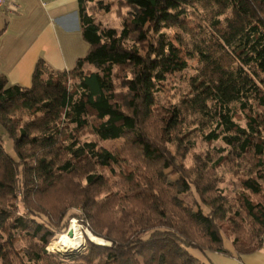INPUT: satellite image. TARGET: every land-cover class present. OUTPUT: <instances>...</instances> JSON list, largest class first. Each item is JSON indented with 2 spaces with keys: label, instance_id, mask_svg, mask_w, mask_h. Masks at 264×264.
Wrapping results in <instances>:
<instances>
[{
  "label": "trees",
  "instance_id": "1",
  "mask_svg": "<svg viewBox=\"0 0 264 264\" xmlns=\"http://www.w3.org/2000/svg\"><path fill=\"white\" fill-rule=\"evenodd\" d=\"M88 3L79 0V16L90 49L74 69L40 59L29 86L10 83L0 70V230L34 242L24 264H207L191 249L229 254L225 221L236 225L238 253L261 248L264 0H124L120 30L102 27ZM96 6L112 8L102 0ZM172 26L175 33L165 31ZM193 57L200 67L189 91L160 104L168 77ZM125 68L127 104L116 83ZM84 131L96 139L83 140ZM197 131L221 143L217 157L188 168L180 147L188 139L192 149L189 135ZM106 141L122 146L112 150ZM226 166L241 184L233 202L218 186ZM74 216L111 244L89 240L79 254L48 252ZM5 253L2 264H13Z\"/></svg>",
  "mask_w": 264,
  "mask_h": 264
},
{
  "label": "crops",
  "instance_id": "2",
  "mask_svg": "<svg viewBox=\"0 0 264 264\" xmlns=\"http://www.w3.org/2000/svg\"><path fill=\"white\" fill-rule=\"evenodd\" d=\"M0 8V70L10 83L29 86L40 59L55 70H72L90 44L82 34L79 0H15ZM229 254L191 249L207 264H264V244L252 253Z\"/></svg>",
  "mask_w": 264,
  "mask_h": 264
},
{
  "label": "rangeland",
  "instance_id": "3",
  "mask_svg": "<svg viewBox=\"0 0 264 264\" xmlns=\"http://www.w3.org/2000/svg\"><path fill=\"white\" fill-rule=\"evenodd\" d=\"M88 6L90 10L96 13L97 20L102 27H115L118 30L122 28V20L125 17V14L129 10V7L124 3V0H102L104 4H108L112 6L111 11H101L97 8L96 2L98 0H88ZM194 24V23H193ZM165 31L169 32L170 34L175 33L176 27L172 26L171 28L166 29ZM179 45V44H178ZM189 66L185 70L181 72H177L173 75H170L168 77V80L166 82L165 91L158 95V101L160 104H163L165 102L169 103L170 101L172 103L179 102L189 91L191 79L193 75L199 72L200 64L198 62V58L193 57L189 58ZM87 69H94V67L87 66ZM127 74V76L131 75L129 70L127 68L122 69L119 71L118 77L116 78L117 83V89L120 92V96L123 103L127 104V98L128 95H125V91L127 90L124 88V82L122 80V77H124ZM75 80L72 78L71 82H74ZM238 120L241 121V123H245L244 119L238 118ZM11 124V122H10ZM81 138L83 140H95L96 137L92 133L88 131H84L81 135ZM189 139L191 142H193V148L187 150V146L189 147V140L186 139L181 145V151H187L186 157H181L180 159L183 160L186 167H194L196 161L202 162H208V159L210 155H214L216 153V147L220 145L221 142H216L213 144H210L206 142L200 131H197L193 133L192 135H189ZM4 143L5 147L8 153L10 155L15 156V151L13 149V141L12 138H10L7 134L4 135ZM104 145L108 146L109 148L116 149L122 146L120 141H106L102 142ZM201 155V156H200ZM216 155V154H215ZM201 157V158H199ZM217 157V155H216ZM132 164H130L131 167ZM200 165V164H199ZM208 165V163H207ZM198 166V165H197ZM116 170H119L118 168H115ZM98 171H100V168H98ZM107 174H109L108 170H105ZM218 186L220 189L223 190L224 194L229 198V200L236 201V195L239 191H241V184L239 183L238 176L234 172V170H230L229 167H224L219 169V177H218ZM118 178L112 177V182H116ZM194 198L201 202V197L198 193L194 191ZM203 211L205 214H209L211 212V208L204 205L202 206ZM236 209V208H235ZM25 209L23 207V204L21 201L19 202V213H24ZM77 213H81L80 210H75ZM231 217H235L236 215L234 212L230 214ZM241 218H237L236 221H240ZM67 225L66 229H62V232H57L54 237H56L59 234H63L58 240L55 245L56 251L49 250L48 246L46 247L48 252H59L63 255H69V254H79L81 253L87 246V243L89 240L95 242V243H105L107 245H110L111 243L108 242L105 239H101V237H95L92 234V231L88 224H85V222L79 220L76 216L67 219L66 223ZM72 225H77L80 229V232L83 236V242L82 247L80 250L77 251H71L66 252L64 249L61 248L65 237L68 235V230ZM236 225L234 222L229 223L227 221L224 222L223 228H222V234L225 237L226 242L228 243L229 240L233 239L235 236V228ZM243 229L246 233H249L251 231V223L248 221L243 222ZM52 238V240L54 239ZM64 238L62 244L61 241ZM264 238V237H263ZM12 240V241H11ZM51 240V241H52ZM50 241V242H51ZM36 242V241H35ZM37 243V242H36ZM50 244V243H49ZM3 249L5 251V256L8 257L7 260L13 262V264H24L28 263V252H31L34 250V242L23 234H19L15 230H7L5 232H2L0 230V251ZM192 252V251H191ZM194 255V254H193ZM199 259V258H198ZM0 258V264H2ZM200 260V259H199ZM202 261V260H201Z\"/></svg>",
  "mask_w": 264,
  "mask_h": 264
},
{
  "label": "bare ground",
  "instance_id": "4",
  "mask_svg": "<svg viewBox=\"0 0 264 264\" xmlns=\"http://www.w3.org/2000/svg\"><path fill=\"white\" fill-rule=\"evenodd\" d=\"M71 229L73 231V235H67L65 240L61 246L66 252L77 251L82 247L83 236L80 232V229L77 225H72Z\"/></svg>",
  "mask_w": 264,
  "mask_h": 264
},
{
  "label": "built area",
  "instance_id": "5",
  "mask_svg": "<svg viewBox=\"0 0 264 264\" xmlns=\"http://www.w3.org/2000/svg\"><path fill=\"white\" fill-rule=\"evenodd\" d=\"M5 6H16L15 0H0V8Z\"/></svg>",
  "mask_w": 264,
  "mask_h": 264
},
{
  "label": "water",
  "instance_id": "6",
  "mask_svg": "<svg viewBox=\"0 0 264 264\" xmlns=\"http://www.w3.org/2000/svg\"><path fill=\"white\" fill-rule=\"evenodd\" d=\"M68 234L69 235H73V231H72V229H71V227H70V229L68 230ZM97 244H100V245H107V244H105V243H97Z\"/></svg>",
  "mask_w": 264,
  "mask_h": 264
}]
</instances>
